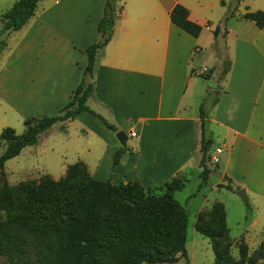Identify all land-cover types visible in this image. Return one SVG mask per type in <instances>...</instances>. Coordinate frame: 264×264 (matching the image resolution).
Masks as SVG:
<instances>
[{"label": "crops", "instance_id": "crops-1", "mask_svg": "<svg viewBox=\"0 0 264 264\" xmlns=\"http://www.w3.org/2000/svg\"><path fill=\"white\" fill-rule=\"evenodd\" d=\"M66 2L74 6L76 0ZM104 4L105 0H79L68 44L85 60L72 58L68 68L56 75L50 84V103L71 99L87 64L85 49L93 35L99 39L97 25ZM176 4L187 9L190 21L202 26L198 36L171 22ZM114 7L113 31L96 59L94 88L86 100L92 101L94 109L89 108L94 113L82 112L72 119L102 138L111 160L110 176L119 174L116 183L137 181L149 187L182 174L186 183L195 165L200 178L198 142L203 136L212 140L213 147L216 138L215 147L221 152L210 174L219 172L220 179L210 190L234 194L236 188L243 189L252 208L245 220L251 228L264 226V26L242 17L246 12H264V0H115ZM224 60L230 67L218 79ZM57 88L64 90V96ZM72 120L62 122L68 125ZM118 131L126 134V151L112 170L113 154L122 146L115 136ZM224 179L233 190L218 187ZM215 201L223 204L228 226L226 201L219 197ZM240 238L248 245L246 238Z\"/></svg>", "mask_w": 264, "mask_h": 264}, {"label": "trees", "instance_id": "trees-1", "mask_svg": "<svg viewBox=\"0 0 264 264\" xmlns=\"http://www.w3.org/2000/svg\"><path fill=\"white\" fill-rule=\"evenodd\" d=\"M39 1L16 0L2 14L1 32L21 29L34 15ZM114 1L105 0L103 14L97 25L99 39L85 49L87 64L68 103L53 116L26 117L25 131L22 134H16L11 127L2 129L0 145H4V151L0 155V171L7 159L19 155L24 147L37 143L38 135L54 123L72 120L82 112L94 113L86 100L94 88L93 73L97 54L109 41L113 31ZM242 17L253 21L259 28L264 26V12L261 10L246 12ZM170 20L192 36H198L202 29L201 25L188 19L187 9L180 4L172 8ZM214 34H217L216 30ZM229 67L230 63L226 60L222 75L227 73ZM212 71L210 69L203 77L206 78ZM100 118L109 129L116 130L113 125ZM200 144L202 157L199 176L200 184H203L211 171L206 166L204 157L212 140L202 136ZM125 151L126 145H123L113 154L112 168L119 163ZM86 168L85 163L78 161L68 165L65 176L57 181L50 179L42 180L39 184H25L23 200L17 207L21 214L10 216L8 221L9 232L12 231L14 237L16 233L23 237L7 241V246L5 244L1 247L0 244V250L11 264H134L136 260L156 264L175 263L179 257H186L187 212L173 197V192L180 191L185 186V180L172 177L165 181L164 194L156 197L149 188H144L137 181L113 184L110 180L91 178L86 174ZM218 187L233 190L228 185L219 184ZM8 193L10 196L7 189ZM243 199L247 201L246 196ZM133 211L138 213L137 218L129 216ZM166 211L173 220L170 240L164 241L170 245V250L165 249L163 242L162 246L159 245V238H164V229L168 224V221H164ZM251 211L250 204L246 202V217ZM143 216L147 217L145 223L142 222ZM206 217L216 221L218 228L215 225L207 227L204 220ZM139 221L142 222L140 227L131 226ZM143 225H150L153 230L146 237H143L146 231ZM194 228L209 239L215 259L220 262L227 255L228 250L225 248L230 246L229 239L233 240L229 236L223 204L216 201L209 210H202L196 217ZM2 236L9 238L5 232H0V237ZM28 237L30 242L27 241ZM235 242L239 245L237 247L241 255H246L247 250L249 252L243 238ZM262 243L264 240L259 245ZM257 249L258 247L252 253L255 254Z\"/></svg>", "mask_w": 264, "mask_h": 264}, {"label": "rangeland", "instance_id": "rangeland-1", "mask_svg": "<svg viewBox=\"0 0 264 264\" xmlns=\"http://www.w3.org/2000/svg\"><path fill=\"white\" fill-rule=\"evenodd\" d=\"M15 1L0 0V132L5 127H11L16 134H22L25 131L24 119L26 117L53 116L58 114L59 109L68 103L63 99L50 103V84H53V79L56 80V75L68 68V62L72 58L84 61L85 56L70 50L68 44V34L77 16L75 10L79 0L73 2L74 6L66 0H57V4L56 0H41L34 15L21 29L1 32L3 27L2 14ZM31 25L33 27L29 30ZM97 39V35H93L91 43ZM224 62L217 73L218 79L222 77ZM196 65H200L199 62ZM57 91L64 96V90L57 88ZM56 104L62 106L57 107ZM86 104L94 109L91 100ZM65 122L54 123L49 129L38 135L37 143L24 147L19 155L5 161L4 168L0 171V232L8 233L9 238L7 236L0 237L1 247L5 244L7 246V241L13 238L23 237L22 234L17 233L14 237L11 234L12 231L9 232L8 221L10 216L21 214L17 207L23 200L26 183L39 184L42 180L50 181V179L57 181L65 176L68 165L82 161L88 166L85 170L88 176L102 181L110 180L111 183L116 184L115 179H118L119 174H116L115 178L110 176L111 160L104 153L105 143L102 138L87 129L77 119L72 120L68 125ZM200 140L198 149L201 152ZM213 140L214 150L210 146L204 157L205 164L210 169L211 166L215 167L217 164V162L211 161V156L212 153H216L217 147L215 146L219 145L216 138ZM132 142L130 138L127 145H131ZM3 151L4 145H0V155ZM192 166V172L186 176L187 182L184 188L181 191L173 192L174 199L182 204L187 212L186 257H179L175 263L156 264H222V262L223 264H264V243L259 245L264 226L262 224L251 228L249 222L245 220L246 202L251 206V200H248L246 196L247 201H245L243 197L237 195L236 191L239 188L234 190V194L225 190L219 189V191L217 188L210 190L211 184L220 179L219 172L215 175L209 173L208 179L200 184L201 179L196 172L197 168L195 165ZM111 169L113 170L112 164ZM175 177L181 181L185 180L182 174ZM223 181L220 185L231 186L226 179ZM17 186L20 187L14 190ZM144 188H149L156 197L165 192L163 184H152ZM7 189L10 196L9 193L7 194ZM215 197L225 200L228 205L229 236L236 240L244 237L248 241L249 252L247 250L246 255H241L239 247H237L239 246L238 243L229 239L230 246L225 248L228 250L227 257L225 256L220 262H217L209 239L195 230L194 223L197 215L202 210H209L214 204L212 199ZM229 198H233L234 201L229 202ZM207 202L210 203L209 206ZM202 205H207V207L198 210V207ZM136 215L138 213L133 211L129 216L137 218ZM145 218L147 217H142L143 223L146 221ZM164 218L168 224L164 229V238H159V245L162 246L161 242H163L166 246L165 249L170 250L171 247L166 242L170 240L173 220L167 211ZM204 220L209 228H212L216 222L207 217ZM142 222L139 221L131 226L138 228ZM143 227L146 230L143 237H146L147 233L150 235L153 231L150 225H143ZM245 229L248 230L247 233H244ZM167 232L170 233L166 234ZM27 241H29V237ZM256 246L258 249L253 254L254 250L252 249H256ZM1 247L0 249H2ZM136 261L134 264H151L145 261ZM0 264H11L1 250Z\"/></svg>", "mask_w": 264, "mask_h": 264}, {"label": "water", "instance_id": "water-1", "mask_svg": "<svg viewBox=\"0 0 264 264\" xmlns=\"http://www.w3.org/2000/svg\"><path fill=\"white\" fill-rule=\"evenodd\" d=\"M115 136L122 146L125 145L126 134L123 131L116 132ZM236 194L240 197H245V191L243 189H239L238 191H236Z\"/></svg>", "mask_w": 264, "mask_h": 264}, {"label": "built area", "instance_id": "built-area-1", "mask_svg": "<svg viewBox=\"0 0 264 264\" xmlns=\"http://www.w3.org/2000/svg\"><path fill=\"white\" fill-rule=\"evenodd\" d=\"M131 136H135V133L134 132H131ZM221 152V149L217 148L216 149V153L214 155L211 156V161L213 163H216L218 162V158H217V154Z\"/></svg>", "mask_w": 264, "mask_h": 264}]
</instances>
